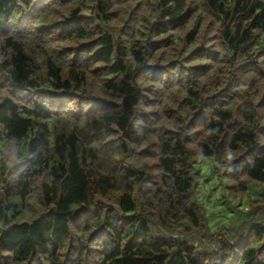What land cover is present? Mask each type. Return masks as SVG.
<instances>
[{
	"label": "trees",
	"instance_id": "1",
	"mask_svg": "<svg viewBox=\"0 0 264 264\" xmlns=\"http://www.w3.org/2000/svg\"><path fill=\"white\" fill-rule=\"evenodd\" d=\"M0 264H264V0H0Z\"/></svg>",
	"mask_w": 264,
	"mask_h": 264
},
{
	"label": "rangeland",
	"instance_id": "2",
	"mask_svg": "<svg viewBox=\"0 0 264 264\" xmlns=\"http://www.w3.org/2000/svg\"><path fill=\"white\" fill-rule=\"evenodd\" d=\"M206 191H205V188H204V191H205V194H203V198H208V192H209V187H206ZM217 190V189H216ZM214 197V195H211L210 198ZM205 201L209 202L208 199H205ZM209 209H213L210 205L207 204V208H206V212L210 215V219L209 221L214 219V218H221V219H225V217H221L219 214H223V216L225 215H228L227 212L224 214V211H219L217 209H214V210H209ZM218 213V214H216ZM227 222V221H226Z\"/></svg>",
	"mask_w": 264,
	"mask_h": 264
}]
</instances>
